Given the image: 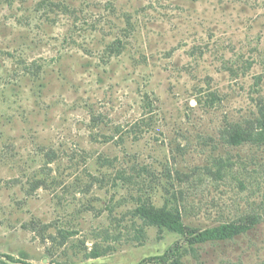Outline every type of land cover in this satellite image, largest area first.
<instances>
[{"label":"rangeland","instance_id":"rangeland-1","mask_svg":"<svg viewBox=\"0 0 264 264\" xmlns=\"http://www.w3.org/2000/svg\"><path fill=\"white\" fill-rule=\"evenodd\" d=\"M262 109L264 0H0V264H264ZM149 203L259 223L190 250Z\"/></svg>","mask_w":264,"mask_h":264},{"label":"trees","instance_id":"trees-1","mask_svg":"<svg viewBox=\"0 0 264 264\" xmlns=\"http://www.w3.org/2000/svg\"><path fill=\"white\" fill-rule=\"evenodd\" d=\"M228 142L233 146H240L253 142L264 137V109L260 111L259 117L253 124L246 127L235 125L227 131ZM261 141V140H260ZM135 215L146 225L157 227L160 230H168L173 233L187 237L190 250L207 243L224 242L235 239L248 233L253 229L259 220L254 217H247L239 222L224 223L207 229H197L186 225L184 216L179 208L164 206L156 208L152 203L143 204L135 210ZM182 247L175 246L169 249L164 257L173 259L174 264H181L180 254ZM111 247H95L88 255V259H98L107 256ZM187 251V250H186ZM10 258V257H8ZM1 264H10L2 262Z\"/></svg>","mask_w":264,"mask_h":264}]
</instances>
